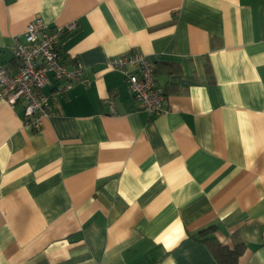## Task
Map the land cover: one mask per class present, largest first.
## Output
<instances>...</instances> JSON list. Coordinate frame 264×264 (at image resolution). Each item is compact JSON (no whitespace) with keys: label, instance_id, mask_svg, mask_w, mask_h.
Masks as SVG:
<instances>
[{"label":"crops","instance_id":"obj_1","mask_svg":"<svg viewBox=\"0 0 264 264\" xmlns=\"http://www.w3.org/2000/svg\"><path fill=\"white\" fill-rule=\"evenodd\" d=\"M37 17L77 23L62 60L90 84L50 77L40 130L0 98V264H220L207 236L264 264V0H0L1 65ZM135 49L158 116L108 65Z\"/></svg>","mask_w":264,"mask_h":264},{"label":"built area","instance_id":"obj_2","mask_svg":"<svg viewBox=\"0 0 264 264\" xmlns=\"http://www.w3.org/2000/svg\"><path fill=\"white\" fill-rule=\"evenodd\" d=\"M76 28V22L53 25L37 17L28 23L22 38L16 36L14 39L17 69L12 71L0 64V98L12 106L23 102L26 126L40 130L51 113L50 97L42 91L50 77L66 82L57 88L58 91L67 90L74 83L90 84L80 63L70 67L62 60V39ZM108 65L124 75L140 109L154 116L166 111L165 88L158 82L156 66L143 52L135 49L112 57ZM110 108L112 114L117 113L114 102L110 103ZM262 241L264 243V229Z\"/></svg>","mask_w":264,"mask_h":264},{"label":"trees","instance_id":"obj_3","mask_svg":"<svg viewBox=\"0 0 264 264\" xmlns=\"http://www.w3.org/2000/svg\"><path fill=\"white\" fill-rule=\"evenodd\" d=\"M214 229L215 226L208 227L202 230L200 234L208 235ZM207 240L215 242L214 252L220 264H238L240 256L244 253L245 244L240 240H236L232 247L216 242L214 236H207Z\"/></svg>","mask_w":264,"mask_h":264}]
</instances>
